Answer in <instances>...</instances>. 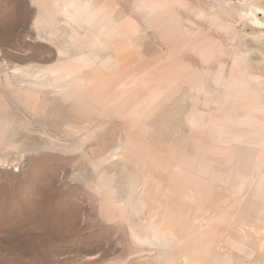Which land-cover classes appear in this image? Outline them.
<instances>
[{"label": "rangeland", "instance_id": "rangeland-1", "mask_svg": "<svg viewBox=\"0 0 264 264\" xmlns=\"http://www.w3.org/2000/svg\"><path fill=\"white\" fill-rule=\"evenodd\" d=\"M54 1L0 0V93L13 114L3 139L10 146L0 144V264H264V0H95L108 27L104 45L111 46L98 55L111 61L83 72L85 89L98 94L84 96L94 104L86 106L91 115L70 111L19 72L48 67L83 46L88 28L60 14L55 36L54 25H37L44 9H56ZM251 7L261 24L251 22ZM71 37L77 44L63 56ZM18 89L23 97L25 89L46 97L53 115L36 116L30 104L12 101ZM73 119L84 126L75 134ZM128 138L136 149L117 153ZM103 169L105 193L94 185ZM133 185L150 190L147 208L116 212ZM150 220L173 231L174 249L134 239L130 226Z\"/></svg>", "mask_w": 264, "mask_h": 264}, {"label": "bare ground", "instance_id": "bare-ground-1", "mask_svg": "<svg viewBox=\"0 0 264 264\" xmlns=\"http://www.w3.org/2000/svg\"><path fill=\"white\" fill-rule=\"evenodd\" d=\"M90 1V2H89ZM94 3L95 4V6H91V4L92 3ZM97 2H98V0H97ZM95 0H55L54 1V6L56 7V9H53L52 8V11H51V9H44L43 10V14H44V16L41 18V20H40V22H38L37 23V25L38 26H45L46 24L47 25H54L53 26V30H51L49 33H50V35L51 36H55V34H58V31H59V19H58V14H60V15H62L61 17H63L64 18V21L65 22H67V24L68 23H78L79 25H80V27L82 26L83 27V25H84V27L85 28H88L87 30H86V32L85 33H83L84 35H82V36H84V39H82V38H79V39H82L81 41H80V43H82V47H80L77 43H75L76 41H78V39L76 40V41H73V40H75V39H73L72 37L70 38V40H68V41H66L65 43H64V45H63V48H61V50H60V53H61V55H65V52L64 51H66V50H68L67 48L68 47H70V49H71V46H75L76 44L78 45H76L74 48L76 49V52L75 51H73V55L72 56H70V57H68V58H64V59H62V58H60L59 59V57H58V61H57V63H55V64H52V65H50V66H48V67H45V68H40V69H38V70H31L30 68L29 69H21V70H19V72L24 76V77H29V78H31L32 80H35V82H32V81H26V82H28L30 85L31 84H33L34 85V83L35 84H40V85H42V86H45V87H47V88H50V90H52V94H53V96H54V98H58V100H61L62 102H64L65 104L66 103H68L67 104V109H71L70 111H73V110H75V109H80V113H81V111L85 114L86 112L87 113H89V111H91L90 112V115H91V113H92V110H89V109H87V107H88V102H87V100L84 98V96H88V97H93L94 95H96V96H98V94H94V92H92L91 90H88L87 88L85 89V87H89V83H88V81H87V78L85 77V73H83L84 72V70H86V69H88V70H90V68L92 69V70H94V68L96 67V66H94V65H99L100 67H102V68H108V66H109V63H110V58L109 57H103L104 56V52L102 53L103 54V56L102 57H100L101 56V54H100V56L98 55L99 53H98V51H100V49L102 50L103 48H104V46H106V45H104V44H107L106 43V41H105V35L108 33L107 32V26H106V24L105 23H103L102 21H101V11L103 10V8L101 9V11H100V9H98L97 8V6H98V3H97ZM41 4L44 6L45 5V3H43V2H41ZM101 5V4H100ZM252 8V7H251ZM253 8H255V7H253ZM252 8V9H253ZM105 9V8H104ZM254 10V9H253ZM255 11H256V9L254 10V12L253 11H250L251 12V17H249L250 15H249V12H244V13H242V16L241 17H245V18H247V17H249L250 19H251V22L253 21L254 23H256V24H261L262 22L260 21V19L258 18V16L255 14ZM105 12V11H104ZM104 12H102L103 14H104ZM157 12V10L156 9H149V11H148V14L151 16V15H154L155 13ZM162 14H164L163 12H162ZM167 14V13H166ZM105 15H106V13H105ZM107 16V15H106ZM147 16V15H146ZM149 16V17H150ZM103 17H105V16H103ZM109 17V16H108ZM108 17H106V18H108ZM243 17V18H244ZM113 18V17H112ZM103 19V18H102ZM120 19V18H119ZM166 21V20H165ZM100 22V23H99ZM49 23V24H48ZM99 24V25H97V24ZM77 24V25H78ZM95 24L97 25L96 26V28H98V29H96L95 28ZM50 25V26H51ZM51 26V27H52ZM99 26V27H98ZM49 27V26H48ZM85 28H84V30H85ZM95 28V29H94ZM46 29V28H45ZM48 29V28H47ZM112 29V28H111ZM42 30V29H41ZM48 31V30H47ZM110 31V30H109ZM73 33V32H72ZM113 33V32H112ZM42 34H46V33H42ZM115 34V33H114ZM40 35V34H39ZM61 36V35H60ZM63 37V36H62ZM104 37V38H103ZM40 38V37H39ZM41 38H43V37H41ZM118 38H120V37H118ZM72 39V40H71ZM61 40V39H60ZM50 41V40H49ZM53 41V40H52ZM63 41V40H62ZM105 41V42H104ZM115 41V40H114ZM113 41V42H114ZM108 44H110V43H108ZM120 44V43H119ZM116 45V44H115ZM121 45V44H120ZM62 47V46H61ZM79 47V48H78ZM107 47H111V46H106V48ZM73 48V49H74ZM72 49V50H73ZM121 49H122V47H121ZM105 50H107V49H105ZM108 50H111L110 48L108 49ZM107 50V51H108ZM69 52L71 51V50H68ZM74 52H75V54H74ZM110 52V51H109ZM70 53H72V52H70ZM69 53V54H70ZM101 53V52H100ZM69 54H68V56H69ZM113 54V53H112ZM63 56H60V57H63ZM66 56V55H65ZM106 56V55H105ZM124 56V55H123ZM112 57V56H111ZM115 58V57H114ZM121 58V57H120ZM113 59V58H112ZM116 59H117V57H116ZM116 59H115V61H116ZM54 63V62H53ZM112 63V62H111ZM120 63V62H119ZM126 65V64H125ZM98 66V67H99ZM17 69V68H16ZM88 70H86V72L88 73V75H89V73L91 72V71H89L88 72ZM97 70V69H96ZM96 70H94V71H96ZM99 70H100V68H99ZM93 72V71H92ZM101 72V71H100ZM86 73V74H87ZM99 73V72H98ZM89 79V78H88ZM129 81H131L132 82V80H129ZM124 83V82H123ZM86 85V86H85ZM88 85V86H87ZM124 86V85H123ZM121 87V86H120ZM26 88V87H25ZM46 88V89H47ZM33 90V89H32ZM31 90V91H32ZM21 91H23V90H21V89H18V90H13V93L11 92V94H12V96H11V98H12V101H14V102H18V103H24L26 106L28 105L29 106V104H30V107H32L33 109H34V113H35V115L36 116H40V115H45V114H49V115H51L52 114V111L51 110H48L47 109V104H45L46 102H45V100H47V98L46 97H42V96H40L37 92H31V91H29V89H25L24 90V93L26 92V96L25 97H23L22 95H21ZM40 91V90H39ZM49 92V91H48ZM90 92V93H89ZM7 95V94H6ZM25 95V94H24ZM46 95H47V93H46ZM8 97V96H7ZM11 98L9 97V101H11ZM49 98V97H48ZM89 98V99H90ZM122 99H124V98H122ZM49 100V99H48ZM54 101H57L56 99H53ZM151 100H153V99H151ZM53 101V102H54ZM50 102V101H49ZM52 102V101H51ZM52 102V103H53ZM111 102V101H110ZM89 104H91L90 102H89ZM93 104V103H92ZM51 105V104H50ZM122 105V104H121ZM18 106H19V104H18ZM17 106V107H18ZM24 106V105H23ZM48 106H49V104H48ZM55 106V105H54ZM54 106H52L51 105V109H52V107H54ZM87 106V107H86ZM105 106H106V104H105ZM20 107H21V105H20ZM89 107H94V104H93V106L92 105H90ZM88 107V108H89ZM8 108H9V102H8V99L5 97V95H3V93H0V144L2 145H5L4 143L6 142V140H3V139H5L6 137H7V135H8V133L11 131V127H10V125H11V123L9 122L10 120H12L11 119V117H12V115L13 114H11L10 112H9V110H8ZM24 108H25V106H24ZM50 109V108H49ZM91 109H93V108H91ZM98 109V108H97ZM54 110L55 109H53V112H54ZM94 110H96V109H94ZM27 111H30V110H27ZM56 111V110H55ZM58 111V110H57ZM60 111V110H59ZM13 112V111H12ZM78 112V113H79ZM94 112V111H93ZM30 113V112H29ZM70 113V112H69ZM68 113V114H69ZM79 113V114H80ZM124 113V112H123ZM25 114V113H24ZM30 114H32V113H30ZM16 115V114H15ZM53 115V114H52ZM66 115V114H65ZM87 116H88V118H89V116L90 115H88V114H86ZM35 116V117H36ZM69 116H71V113H70V115ZM69 116H67L66 118H69ZM16 117V116H15ZM26 117V116H25ZM13 118V117H12ZM39 118V117H38ZM15 119V118H14ZM17 119V118H16ZM72 119V118H71ZM240 119V118H239ZM68 121V120H67ZM66 121V122H67ZM73 121H74V119H73ZM249 121V120H248ZM13 122V121H12ZM17 122H19V121H17ZM74 122H76L77 124H76V126H74L75 128H73V129H71L70 130V133H73V134H75V132H78L79 130L78 129H84V126L83 125H78V121L77 120H75ZM228 122V121H227ZM244 122V121H243ZM245 122H247V121H245ZM245 122H244V124H245ZM80 123H82V122H80ZM18 124V123H17ZM24 124V123H23ZM240 124H241V122H240ZM25 125V124H24ZM232 125V124H231ZM242 125V124H241ZM246 125V124H245ZM247 125H249L248 123H247ZM66 126V125H65ZM68 128V127H67ZM66 129V128H65ZM70 129V128H69ZM68 130V129H67ZM82 131V130H81ZM14 132V131H13ZM85 132V137H82V139L81 140H79L78 141V143H79V145H82L83 144V141L89 136V134H90V130L88 129V130H86V131H84ZM254 132V131H253ZM255 132H257V131H255ZM81 135V134H80ZM14 136V135H13ZM49 139H51L52 140V138H49ZM57 139V138H56ZM58 142V141H57ZM263 142H264V140L262 141V144H263ZM46 143V142H45ZM6 144L8 145L9 144V146H10V143L9 142H6ZM136 141H132V140H130L129 138L127 139V141L125 142V143H120L119 145H118V147L116 148V151H117V153L119 152V151H123L124 149L126 150V151H129V152H131V151H134L135 149H136ZM47 145V143L45 144V146ZM52 145V144H51ZM57 145H59V142L58 143H56L55 144V146H57ZM259 145V144H258ZM72 146V145H71ZM7 147V146H6ZM52 147V146H51ZM54 147V146H53ZM130 147H131V149H130ZM10 149H11V147H9ZM46 148V147H45ZM222 148V147H221ZM8 149V148H7ZM12 150V149H11ZM51 150V149H50ZM0 151H2V150H0ZM4 151V150H3ZM54 151V150H53ZM142 151H143V149H142ZM154 151V150H153ZM116 153V154H117ZM153 153H156V151L155 152H153ZM200 153V152H199ZM8 156V155H7ZM132 156V155H131ZM144 156V155H143ZM218 156V155H217ZM87 157V156H86ZM115 157H117V155H115ZM118 158V157H117ZM116 158V159H117ZM124 158V157H123ZM193 158V157H192ZM192 158H189V160L190 159H192ZM16 159V158H15ZM198 158H196V160H197ZM256 159V158H255ZM114 158H111V159H97V160H95L94 162H93V166L94 167H100L101 165H105L106 163H114ZM138 160V159H137ZM182 160V159H181ZM180 160V161H181ZM183 161V160H182ZM181 161V162H182ZM138 162V161H137ZM185 162L187 163V161L185 160ZM104 163V164H103ZM176 164H177V161L175 162ZM185 163V164H186ZM230 164V163H229ZM195 166V165H194ZM220 166H221V164H220ZM223 166H224V164H223ZM124 167V166H123ZM136 167V166H135ZM177 167V166H176ZM202 167V166H201ZM213 167V166H212ZM178 168V167H177ZM125 169H126V167H125ZM202 169H203V167H202ZM175 170V169H174ZM199 170H200V167H199ZM100 171V170H99ZM125 172H127V170L125 171ZM238 172H239V170H238ZM257 173H259V172H257ZM264 173V172H263ZM99 174V177L98 178H96L97 180H96V182H94V181H92V182H94L95 184V186L97 187L96 189L98 190H101L102 188H103V191H104V187L106 186V182H108V179H109V177L107 176L108 174L106 173V171H105V169H103L102 171H101V173L100 172H98L97 173V175ZM127 174V173H126ZM230 174H232L231 172H230ZM229 176V175H228ZM236 176H238V175H236ZM253 176V175H252ZM108 177V178H107ZM230 177V176H229ZM257 177V176H256ZM237 178V177H236ZM235 178V179H236ZM230 179V178H229ZM229 179H228V181H229ZM91 181V180H90ZM89 181V183L91 184V182ZM110 181H111V179H110ZM145 181V180H144ZM254 181V180H253ZM253 181H252V183H253ZM262 181V180H261ZM261 181H259L260 183H262ZM146 182V181H145ZM258 182V183H259ZM88 183V184H89ZM159 183H161V182H159ZM163 183V182H162ZM228 183V182H227ZM110 184V183H109ZM146 184V183H145ZM212 184V183H211ZM147 185V184H146ZM146 185L145 186H143V188L140 190V191H137L136 189V185H133L131 188H130V190L127 192V194H126V198H123L124 199V201H122V202H118L120 199L119 198H117V199H119L118 201H116V199L114 200V201H116V203H117V208H116V212H120V213H124V212H130V213H139L140 211H142V210H144V209H146L147 208V203H146V201L145 200H143V196H147V195H149L150 194V190L148 189V188H146ZM227 185V184H226ZM250 185H251V183H250ZM249 185V186H250ZM165 186V185H164ZM260 186H262V184H260ZM167 187H169V185H167ZM171 188L172 189H174L172 186H171ZM169 188H167V190H168ZM211 189V188H210ZM111 190H112V188H111ZM166 190V191H167ZM171 189H169V193L171 192L170 191ZM102 191V192H103ZM177 191H180L179 189L177 190ZM212 191H213V189H212ZM106 192H108V191H106ZM209 192H210V190H209ZM104 193H105V191H104ZM111 194L113 193V190L110 192ZM115 194V193H114ZM114 194H113V196H114ZM180 194V193H179ZM181 194H182V192H181ZM184 195H186V193H183ZM210 194H212V193H210ZM235 195H237L236 193H234V196ZM239 195V194H238ZM111 196V195H110ZM113 196H111V197H113ZM151 195H149V197H150ZM169 196V195H168ZM171 196V195H170ZM187 196H188V194H187ZM206 196H207V194H206ZM111 197H109V198H111ZM156 197V196H155ZM228 197V196H227ZM226 197V198H227ZM236 197V196H235ZM235 197H234V199H235ZM115 198V197H114ZM157 198H159V197H157ZM156 198V199H157ZM174 198V197H173ZM184 198V197H183ZM189 198V197H188ZM240 198V197H239ZM122 199V198H121ZM178 199V198H177ZM187 199V198H186ZM172 200H174L175 201V198L174 199H172ZM179 200V199H178ZM184 200V199H183ZM183 200L181 201L182 203H183ZM232 200H233V198H232ZM238 200V199H237ZM114 201H111V202H114ZM110 202V203H111ZM153 202V201H152ZM176 202V201H175ZM178 202V201H177ZM213 202V201H212ZM237 202V201H236ZM235 202V203H236ZM239 202V201H238ZM258 202H260V201H258ZM116 203H115V206H116ZM106 204V203H105ZM176 204H178V203H176ZM228 204V203H227ZM237 204H240V203H237ZM172 205V204H171ZM229 205V204H228ZM228 205H226V206H228ZM234 205V204H233ZM108 206V205H107ZM114 206V205H113ZM151 206H152V204H151ZM173 206V205H172ZM176 206V205H175ZM181 206V209H182V205H180ZM219 206H220V204H219ZM235 206V205H234ZM164 207V206H163ZM179 207V206H178ZM218 207V206H217ZM225 207V206H224ZM107 208V207H106ZM152 208V207H151ZM184 208V207H183ZM216 208V207H215ZM219 208V207H218ZM218 208H216V209H218ZM228 208V207H227ZM234 208V207H233ZM108 209V208H107ZM149 209V208H148ZM156 209V208H155ZM175 209H177V207L175 208ZM180 209V208H179ZM181 209L179 210L180 212H181ZM229 209V208H228ZM163 210H164V208H163ZM178 210V209H177ZM201 210H202V207H201ZM220 210V209H219ZM173 211H174V209H173V207L171 208L170 206H168V207H166V213H169L170 215L173 213ZM108 212V211H107ZM183 212V211H182ZM203 211H201V213L200 214H203L202 213ZM207 212V211H206ZM214 212V211H213ZM222 212V214H223V216L222 215H220V216H222L221 218H220V220L218 219V221H223V220H225L223 217H224V214L225 213H223L224 211H220V213ZM226 212V211H225ZM129 213V214H130ZM154 213H155V210H154ZM158 213H160V212H158ZM216 214H217V212H215ZM219 213V214H220ZM110 214V213H109ZM128 214V215H129ZM156 214V213H155ZM161 214V213H160ZM206 214V213H205ZM219 214H217V215H219ZM214 215V214H213ZM152 216V215H151ZM159 216V215H158ZM163 215H161V217H162ZM201 216V215H200ZM203 216H204V214H203ZM219 216V217H220ZM227 216V215H226ZM235 216V215H234ZM228 217H230V216H228ZM231 217H233V215L231 216ZM234 218V217H233ZM197 219V218H196ZM199 219H200V217H199ZM204 219V218H203ZM217 219V218H216ZM216 219H215V221H216ZM221 219H223V220H221ZM194 220V219H193ZM228 220V219H227ZM213 221V220H212ZM218 221H216V222H218ZM129 222V221H128ZM208 223H210V222H208ZM215 223V222H214ZM145 224V223H144ZM224 224V223H223ZM225 224H226V222H225ZM224 224V226H226ZM208 225V224H207ZM206 225V226H207ZM222 225V224H221ZM136 226V225H135ZM132 227V226H130V228H132V231H131V233H132V236L134 237V239L138 242V243H141V244H148V245H152V246H154V247H157L160 251L162 250V252H167V251H169V250H172V249H174V242L172 241V237L173 238H175V236H173L174 234H172L173 233V231L172 230H170L169 229V227H163L162 225H161V223L159 224V223H157V222H155V221H151L150 220V222L147 224V225H145V226H136V227ZM216 226V225H215ZM223 225H222V227H224ZM203 227H205V226H203ZM210 227V226H209ZM208 227V228H209ZM218 227V226H217ZM210 229V228H209ZM214 229V228H213ZM216 230H218L217 228H215ZM200 230V229H199ZM216 230H214L215 232H212L211 231V233L209 232V231H207V232H209L210 233V235H212L213 233L216 235ZM218 231H220V232H218V233H221L222 231H221V229L220 230H218ZM208 233V234H209ZM209 235V236H210ZM211 238H213V239H216V238H218V237H215L214 238V236L212 237V236H210ZM177 238V237H176ZM205 238V237H204ZM177 239H175V241H176ZM135 241V242H136ZM217 241V239L215 240V242ZM177 243H178V241H176ZM210 243H212L213 242V240H211V241H209ZM214 242V243H215ZM182 243V242H181ZM216 244V243H215ZM214 244V245H215ZM177 245V244H176ZM208 245V247H209V244H206V246ZM213 245V244H212ZM178 246H180V245H178ZM208 247H207V253L208 252H210V248H211V245H210V248L208 249ZM209 250V251H208ZM159 251V252H160ZM168 253V252H167ZM166 254V253H165ZM205 254H206V252H205ZM207 255V256H206ZM205 256L206 257H208V254H206ZM209 256H210V253H209ZM211 258V257H210ZM203 259H206V258H203ZM209 259V258H208ZM160 259L158 258V260H157V262L159 261ZM182 260V259H181ZM184 260V259H183ZM205 262H207L206 260H204ZM156 262V263H157ZM187 262H188V260H187ZM194 262V261H193ZM160 263V262H159ZM158 263V264H159ZM163 263V262H162ZM185 263V262H184ZM192 263V262H191ZM195 263V262H194ZM202 263V262H201ZM173 264H175V263H173ZM193 264V263H192ZM198 264H200V262H198Z\"/></svg>", "mask_w": 264, "mask_h": 264}, {"label": "built area", "instance_id": "built-area-1", "mask_svg": "<svg viewBox=\"0 0 264 264\" xmlns=\"http://www.w3.org/2000/svg\"><path fill=\"white\" fill-rule=\"evenodd\" d=\"M226 4H235V5H241L246 3L248 0H220Z\"/></svg>", "mask_w": 264, "mask_h": 264}]
</instances>
